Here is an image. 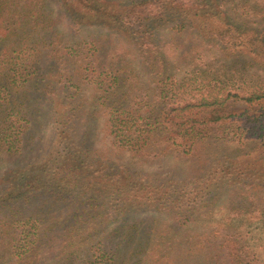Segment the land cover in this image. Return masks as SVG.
Wrapping results in <instances>:
<instances>
[{
    "label": "trees",
    "instance_id": "1",
    "mask_svg": "<svg viewBox=\"0 0 264 264\" xmlns=\"http://www.w3.org/2000/svg\"><path fill=\"white\" fill-rule=\"evenodd\" d=\"M53 1L70 33L48 0H0V264H264V0ZM170 155L191 173L143 168ZM223 194L203 233L155 216L204 220Z\"/></svg>",
    "mask_w": 264,
    "mask_h": 264
},
{
    "label": "rangeland",
    "instance_id": "2",
    "mask_svg": "<svg viewBox=\"0 0 264 264\" xmlns=\"http://www.w3.org/2000/svg\"><path fill=\"white\" fill-rule=\"evenodd\" d=\"M48 5L50 9L53 10V15L57 19L56 28L59 30L66 29L68 33H70V30L67 29L68 23L65 19L64 15L60 13L57 4L53 0H48ZM111 32L106 29H96L95 27H90L87 30H83L80 33L76 34V36L79 39H90L92 38L93 33H99L104 34ZM165 38H169V32L164 34ZM109 41L111 43H119V47L126 46V42L121 38H117L116 35H111ZM178 41L181 42L185 49L190 47H201L203 45L202 39L198 34L191 33V32H185L178 36ZM169 56L173 63H177L179 60H181L185 55H183V51L181 49L177 50H170ZM228 108L231 109H243L245 108L244 104H234L229 106ZM45 109V104H43V110ZM94 143L96 144V147H105L104 145L107 144V140L104 137L103 133L97 134L94 132V136L92 137ZM233 147L235 146V143L232 144ZM13 160H15L13 158ZM126 162L129 161V159H124ZM8 164L7 158L1 160L0 168L3 170V168L6 167ZM143 168L150 170V171H160V172H172L177 175L181 176H188V174L191 173V165L190 161L176 157L175 155H170L169 157H160L156 159L155 161L145 163L143 165ZM228 204L226 201V195H222V199L219 201L217 207L215 208V211L212 216H210L207 219L204 220H198L195 222H188L187 225L183 226L182 224L177 223L172 217L167 216L166 214H155V216L159 217L160 219H163V221H167L166 224L169 227H172L173 225H176L177 228L182 232H185L186 234L191 230L199 233H203L209 229V227L213 226V224L216 221L221 220L223 217H225L228 214ZM252 235H251V243L253 247L257 250L258 254L261 256V259L264 260V231L262 229L261 225H254L251 227ZM55 233L51 235H55L56 237L59 236V231L55 229ZM2 249L0 250V252ZM54 256L53 254H50ZM203 254H199L195 259L191 258L187 262H184L183 264H194L195 262H198V259L203 258ZM193 259V260H192ZM45 262L43 264H52V258L50 256L44 257Z\"/></svg>",
    "mask_w": 264,
    "mask_h": 264
}]
</instances>
